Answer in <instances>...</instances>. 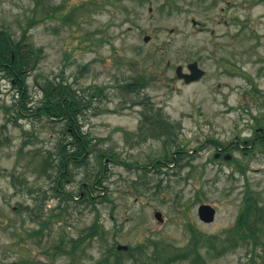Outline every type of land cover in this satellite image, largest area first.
I'll use <instances>...</instances> for the list:
<instances>
[{
	"label": "rangeland",
	"instance_id": "rangeland-1",
	"mask_svg": "<svg viewBox=\"0 0 264 264\" xmlns=\"http://www.w3.org/2000/svg\"><path fill=\"white\" fill-rule=\"evenodd\" d=\"M1 29L43 48L26 80L27 106L40 102L45 80L66 82L89 104L78 125L94 151L69 163L55 192L53 154L69 133L42 116H16V91L0 74V264H98L106 256V264H165L191 247L190 225L199 257L168 264H264V146L213 155L215 141L249 145L264 125V0H0ZM193 60L204 75L185 83L175 67ZM146 111L170 123L172 141L141 138V127L149 136ZM99 149L109 152L102 160ZM246 199L261 214L256 243L233 244ZM202 203L214 207L213 221L199 219ZM94 223L99 233L73 253L52 254L62 237L70 249Z\"/></svg>",
	"mask_w": 264,
	"mask_h": 264
},
{
	"label": "trees",
	"instance_id": "trees-1",
	"mask_svg": "<svg viewBox=\"0 0 264 264\" xmlns=\"http://www.w3.org/2000/svg\"><path fill=\"white\" fill-rule=\"evenodd\" d=\"M24 33L20 35L19 38H16L8 30H0V74L11 81L16 91L17 98L13 104V109L16 116H42L48 120H52L53 122L62 123L64 128L61 129V132L64 133L65 131L69 133V141H64V137L60 138L57 145V150L53 154V158L56 157L57 160V174L53 188L55 192H60L59 179L66 177L65 175L67 173V167L69 163L71 162L78 164L77 160L81 159V157H84L86 152L90 153L94 151L91 141L87 137L86 133L81 130L80 125H78V118L80 117V114H82L83 110L87 108L89 104L83 102L82 97H78L75 90L63 80H45V83L40 87L42 90V98L40 99V102L33 107L27 106L26 101L29 96V86L26 80L30 73L37 68L40 60L42 59L43 48L41 46H35L29 42L26 34ZM136 81H141V79H137ZM136 81L134 83H128L126 87L128 86L127 88L132 91L137 84L139 85V82L136 83ZM142 84H144L143 81L140 83V85ZM95 92L97 93L99 91L96 90ZM96 93H91L90 97L94 96ZM90 97L88 100H90ZM143 119V123L148 126L144 127V132L148 133L149 136L144 137V134L142 135L141 127V138H156L164 134L167 136L169 141H172V126L168 121L161 118L158 112L146 111L144 112ZM260 143L262 146H264L263 140H260ZM106 153L102 151V149H99L97 153L98 159L102 160ZM102 168L103 166H101V169ZM100 174L101 171L98 170L95 174V179H98ZM251 200H245L244 206L236 219V238L233 239V244H236L237 239H243L248 236H252L253 243H256L255 234L256 230L258 229L257 222L262 221V219L258 210L259 207L255 201ZM252 212H254V214L251 216L250 214ZM45 223L46 221L42 222L39 229L28 233L29 236H37L41 234L46 225ZM189 228L192 232L191 247L186 248V250L183 248L173 254L167 255L164 259L162 258L163 263L168 264V262L173 260L187 258L191 253L194 255L191 261L193 263L196 262V258L199 257L197 248L199 237L191 225ZM99 231V226L94 223V225L88 227L87 232L80 236L79 239H72L73 244L70 249H65L64 242H66V239L62 237L57 243L50 247L51 252L52 254L61 253L63 251L73 253L75 248L79 246L85 238H88L94 234H98ZM224 250V248H220L216 249L215 252L216 254H219ZM107 259L108 256L97 263L106 264ZM113 263L124 264V262L121 261L119 257H116ZM71 264L74 263L72 262Z\"/></svg>",
	"mask_w": 264,
	"mask_h": 264
},
{
	"label": "water",
	"instance_id": "water-1",
	"mask_svg": "<svg viewBox=\"0 0 264 264\" xmlns=\"http://www.w3.org/2000/svg\"><path fill=\"white\" fill-rule=\"evenodd\" d=\"M144 41L149 39L148 35L143 37ZM187 68L189 69V73L182 71V66L178 65L175 69L176 75L178 78H182L186 83L200 79L203 74L204 70L198 66L197 61H191L187 64ZM225 158H230V154H227ZM197 214L200 220L204 222H211L215 216V209L213 206L207 203L199 204L197 207ZM154 216L159 220L162 221V214L160 211H155ZM118 249H127L126 245L119 244L117 246Z\"/></svg>",
	"mask_w": 264,
	"mask_h": 264
},
{
	"label": "flooded vegetation",
	"instance_id": "flooded-vegetation-1",
	"mask_svg": "<svg viewBox=\"0 0 264 264\" xmlns=\"http://www.w3.org/2000/svg\"><path fill=\"white\" fill-rule=\"evenodd\" d=\"M187 64L188 62L186 63L185 67L187 66ZM184 71L186 72L187 69H185ZM252 138H251V143L249 145H244L243 143H241L239 138L234 139L233 143L228 142L224 146H219L218 143L215 141V149H214L213 155L214 157L224 158L227 155V153H230V151L236 148V145L238 146V148L242 149V148L250 147V145H253L254 142L256 141L258 142H260V140L264 141V125H261L255 128L254 135L252 136ZM246 140L247 139H244V142H246ZM176 162H177V158L174 156L172 163H176Z\"/></svg>",
	"mask_w": 264,
	"mask_h": 264
}]
</instances>
